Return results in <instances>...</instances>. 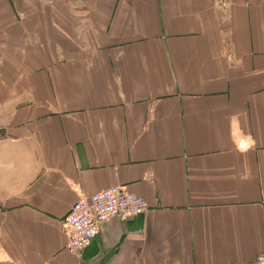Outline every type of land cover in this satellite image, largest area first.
Instances as JSON below:
<instances>
[{"label":"crops","instance_id":"obj_1","mask_svg":"<svg viewBox=\"0 0 264 264\" xmlns=\"http://www.w3.org/2000/svg\"><path fill=\"white\" fill-rule=\"evenodd\" d=\"M148 209L67 250L110 186ZM264 0H0V264H255Z\"/></svg>","mask_w":264,"mask_h":264},{"label":"built area","instance_id":"obj_2","mask_svg":"<svg viewBox=\"0 0 264 264\" xmlns=\"http://www.w3.org/2000/svg\"><path fill=\"white\" fill-rule=\"evenodd\" d=\"M147 209L148 204L142 197L116 185L78 200L61 220L67 236V250L75 253L89 246L105 220L112 217L131 219ZM255 264H264V252L257 254Z\"/></svg>","mask_w":264,"mask_h":264}]
</instances>
